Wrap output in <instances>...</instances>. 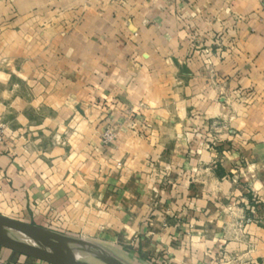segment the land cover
Wrapping results in <instances>:
<instances>
[{
    "label": "crops",
    "instance_id": "crops-1",
    "mask_svg": "<svg viewBox=\"0 0 264 264\" xmlns=\"http://www.w3.org/2000/svg\"><path fill=\"white\" fill-rule=\"evenodd\" d=\"M9 1L0 216L84 264H264V0Z\"/></svg>",
    "mask_w": 264,
    "mask_h": 264
},
{
    "label": "water",
    "instance_id": "water-1",
    "mask_svg": "<svg viewBox=\"0 0 264 264\" xmlns=\"http://www.w3.org/2000/svg\"><path fill=\"white\" fill-rule=\"evenodd\" d=\"M0 227L8 231L13 230L15 232L16 231L22 232L28 236L26 238L32 237L40 244V246L33 244L26 245V244L14 242L12 240L8 241L0 238V247L5 250H11L25 257L28 258L31 257L33 259L40 260L47 264H84L82 262H79L78 260H75L74 258L71 259L65 257L60 250H58L52 243L48 242L47 240V236H55V235L43 234L35 226L31 224L28 225L11 218L8 219L3 216H0Z\"/></svg>",
    "mask_w": 264,
    "mask_h": 264
},
{
    "label": "rangeland",
    "instance_id": "rangeland-1",
    "mask_svg": "<svg viewBox=\"0 0 264 264\" xmlns=\"http://www.w3.org/2000/svg\"><path fill=\"white\" fill-rule=\"evenodd\" d=\"M3 1H6V2H13V1H9V0H0V2H3ZM15 2H18L17 0H14ZM5 76H3L4 80H5ZM5 86L6 83L4 84ZM3 88V87H1ZM6 88V87H5ZM5 108V107H4ZM9 112L6 110L3 111V113H1V116H0V130H1V135H2V132L6 129L5 125H4V122L6 121L5 118L8 116ZM5 117V118H4ZM5 120V121H4ZM7 122V121H6ZM5 122V123H6ZM109 137L111 139H109ZM1 138V136H0ZM111 140H113V136L112 134L110 133H105L103 134V136L101 137V142L103 144H109L111 143ZM42 163H45L43 162L42 160H40ZM46 164H49V163H46ZM59 220L57 221V223L59 224L58 226H56L54 229H52L51 227L50 228H46V227H38L37 229L43 233V234H46V235H55L57 237H60L62 238L63 240L65 239V242L67 243H62L64 245V247L66 248H70V247H74L75 245L77 246H80L82 248L83 245H85V241L84 239L81 237V236H74L75 238H69L66 233H63L62 229L60 228V224H61V216L58 218ZM17 233H19L20 235H22L23 237H28L26 234L22 233V232H18L16 231ZM8 235L12 236V237H20L19 235L15 234L14 232H7ZM67 240V241H66ZM70 241V242H68ZM70 244V245H69ZM77 246H75L74 248L78 249L79 251L83 252L84 254H86V252L82 251V249H79ZM98 253V256H97V260H99L100 262L104 263V264H109V263H113V264H119L117 261L118 259L117 258H111L110 256V253L108 251H103V252H97ZM92 255H95L94 253ZM115 262V263H114ZM94 263H98V262H94ZM98 264H101V263H98ZM121 264V263H120ZM139 264H142V263H139Z\"/></svg>",
    "mask_w": 264,
    "mask_h": 264
},
{
    "label": "bare ground",
    "instance_id": "bare-ground-1",
    "mask_svg": "<svg viewBox=\"0 0 264 264\" xmlns=\"http://www.w3.org/2000/svg\"><path fill=\"white\" fill-rule=\"evenodd\" d=\"M9 231L14 232L15 234L19 235L20 239H17L15 237L8 235L7 232H9ZM9 231L0 227V238H2L4 240H8V241L12 240L14 242L21 243V244H26V245L33 244V245L40 246V244L32 237L26 238V237H23L22 235L18 234L17 232H15L13 230H9ZM47 240H48V242L52 243L58 250H60L65 257H68L71 259L74 258L75 260H78L79 262H82V263H83L82 260H85L87 258L86 254H84L83 252L74 248L77 245H75L74 247L72 246L70 248L64 247V245L62 243H64L65 240H63L60 237L47 236ZM65 243H67V242H65Z\"/></svg>",
    "mask_w": 264,
    "mask_h": 264
},
{
    "label": "built area",
    "instance_id": "built-area-1",
    "mask_svg": "<svg viewBox=\"0 0 264 264\" xmlns=\"http://www.w3.org/2000/svg\"><path fill=\"white\" fill-rule=\"evenodd\" d=\"M263 36H264V34H263ZM0 136H1V130H0ZM109 139H111V138L109 137ZM0 264H7V263L0 257Z\"/></svg>",
    "mask_w": 264,
    "mask_h": 264
}]
</instances>
